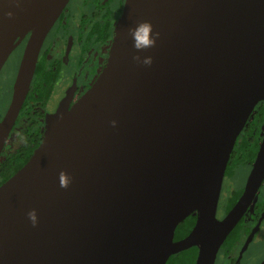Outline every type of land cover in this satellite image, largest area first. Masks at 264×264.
<instances>
[{
	"label": "water",
	"instance_id": "95a60500",
	"mask_svg": "<svg viewBox=\"0 0 264 264\" xmlns=\"http://www.w3.org/2000/svg\"><path fill=\"white\" fill-rule=\"evenodd\" d=\"M68 1L0 0V69L29 33L0 152ZM143 21L159 36L137 53L129 29ZM70 92L0 185V264H166L191 247L195 264H212L264 176L263 136L243 195L216 219L230 153L264 100V0H125L104 68L69 107ZM194 213L191 231L174 241Z\"/></svg>",
	"mask_w": 264,
	"mask_h": 264
},
{
	"label": "flooded vegetation",
	"instance_id": "af4514ba",
	"mask_svg": "<svg viewBox=\"0 0 264 264\" xmlns=\"http://www.w3.org/2000/svg\"><path fill=\"white\" fill-rule=\"evenodd\" d=\"M124 1L67 2L42 42L28 92L0 152V185L20 168L8 174L6 169L3 170L6 160L19 164L24 156L19 151L36 149L43 135L46 117L56 111L67 92L71 90L68 96L70 107L94 83L106 64ZM28 36L29 33L0 69V123L11 100ZM262 102L264 100L256 105L230 153L216 207L218 221L236 205L245 190L264 136V120L260 122L256 117V108ZM252 124L260 125L259 135L246 133L247 127ZM192 215L195 222L197 214ZM192 227L186 233L175 230L173 240L185 237ZM191 248L196 249L195 264L198 247ZM263 259L264 176L236 225L218 248L212 264H259Z\"/></svg>",
	"mask_w": 264,
	"mask_h": 264
},
{
	"label": "clouds",
	"instance_id": "9594fccd",
	"mask_svg": "<svg viewBox=\"0 0 264 264\" xmlns=\"http://www.w3.org/2000/svg\"><path fill=\"white\" fill-rule=\"evenodd\" d=\"M6 15L11 17L12 13L7 12ZM129 32L132 37V46L137 53H142L146 49L153 47L155 45L156 39L159 36V33L154 32L151 23L147 21L140 22L134 28L129 29ZM132 59L136 63L145 66L151 65L152 63V57L147 55L141 56L137 54L134 55ZM110 124L115 127L117 121L112 120L110 121ZM58 181L61 188H66L71 182V177L66 172L61 171L58 175ZM27 217L32 226L35 227L38 222L36 210L32 209L28 211Z\"/></svg>",
	"mask_w": 264,
	"mask_h": 264
},
{
	"label": "trees",
	"instance_id": "16d2710c",
	"mask_svg": "<svg viewBox=\"0 0 264 264\" xmlns=\"http://www.w3.org/2000/svg\"><path fill=\"white\" fill-rule=\"evenodd\" d=\"M258 111L256 117L257 119L261 121L264 120V102L260 103L257 108ZM260 125H256V124H252L250 126L247 127L246 133H249L250 135H254V133L256 135H259V129ZM23 153V160H21L19 162V164H16V162L13 163H9V159L6 160V163L4 164V169H6L8 171V174H10V172L14 171L15 169L21 167L31 156V153L33 152L32 148H27L26 151H19ZM251 154V153H250ZM18 155V154H17ZM16 155V157H17ZM23 163V164H22ZM22 164V165H21ZM6 176V175H5ZM194 222V217L193 215L188 216L187 218H185L177 227H176V232H180V233H186L191 227L192 224ZM196 256V249L195 248H189L187 250H184L182 252H179L176 255L171 256L166 264H193L194 263V259Z\"/></svg>",
	"mask_w": 264,
	"mask_h": 264
},
{
	"label": "rangeland",
	"instance_id": "374dc122",
	"mask_svg": "<svg viewBox=\"0 0 264 264\" xmlns=\"http://www.w3.org/2000/svg\"><path fill=\"white\" fill-rule=\"evenodd\" d=\"M4 154V153H3ZM1 156H2V153H1Z\"/></svg>",
	"mask_w": 264,
	"mask_h": 264
}]
</instances>
